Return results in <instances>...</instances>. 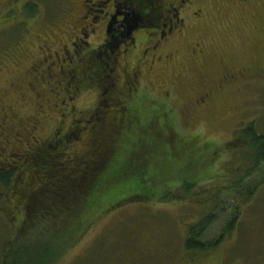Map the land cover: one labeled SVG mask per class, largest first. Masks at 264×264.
Wrapping results in <instances>:
<instances>
[{
    "label": "rangeland",
    "instance_id": "374dc122",
    "mask_svg": "<svg viewBox=\"0 0 264 264\" xmlns=\"http://www.w3.org/2000/svg\"><path fill=\"white\" fill-rule=\"evenodd\" d=\"M61 3L0 0V68L6 67L14 50L22 46L33 50L38 37L52 36L54 45L62 42ZM205 12L207 25L192 30L187 37L192 40L200 33L206 50L200 63L203 66L178 58L183 62L175 61L168 72H156L151 78L155 91L159 83H175L172 111L165 100L138 108L141 126L148 129L140 133L141 143L144 140V146L149 147L143 152L148 163L144 188L149 187L154 198L143 200L146 190L139 187L135 203L122 201L128 197L123 191L118 208L86 231L84 225L96 219L90 206H82L79 213L73 206L69 214L53 206L48 222L51 229H46L48 223L42 221L41 212L21 213V206L10 205L11 199L0 200V264L11 257L27 264H192V260L197 264H264V165L246 177L252 150L238 136L251 122L256 133L264 135V32L248 28V16L219 13L211 4ZM243 69L250 70L249 74L260 73L262 78H241L214 92L204 106L185 117L192 90L213 87L221 74ZM11 74V70L0 71V87ZM97 93L87 92L77 108H92ZM53 98H48V105ZM14 100L10 95L9 102ZM149 129L157 132L148 136ZM132 135L136 143V132ZM171 138H176L175 145ZM192 141L195 154H190L192 149L187 145ZM51 162L59 163L56 159ZM139 169L138 164L129 167L119 188L136 184ZM184 182L187 187H183ZM35 198L38 201L43 195ZM210 215L215 221L202 243L218 240L233 219H237L235 229L224 234L217 248L191 255L194 259L183 257L187 225Z\"/></svg>",
    "mask_w": 264,
    "mask_h": 264
},
{
    "label": "flooded vegetation",
    "instance_id": "af4514ba",
    "mask_svg": "<svg viewBox=\"0 0 264 264\" xmlns=\"http://www.w3.org/2000/svg\"><path fill=\"white\" fill-rule=\"evenodd\" d=\"M61 2L62 42L54 45L52 36L38 37L33 50H14L0 68L12 71L0 87V166L14 172L21 191L43 195L44 206H71L74 194H92L95 179L108 183L123 172L120 158L127 153L125 146L135 143L138 108L165 100L172 111L175 83H159L155 91L154 73L165 74L180 59L193 66L205 59L200 33L187 37L207 25L208 5L219 13L248 16V28L264 32V0ZM248 71H227L213 87L192 90L185 117L241 78H262ZM93 90L98 91L94 106L78 109L76 104ZM49 97H54L50 105ZM55 159L59 163L53 165ZM83 182L90 187L82 188ZM119 190L127 192L122 201L136 202V184ZM103 191L108 194L100 206L120 204L107 184Z\"/></svg>",
    "mask_w": 264,
    "mask_h": 264
},
{
    "label": "trees",
    "instance_id": "16d2710c",
    "mask_svg": "<svg viewBox=\"0 0 264 264\" xmlns=\"http://www.w3.org/2000/svg\"><path fill=\"white\" fill-rule=\"evenodd\" d=\"M30 6L32 9V5H30ZM142 130L145 132L148 129H146V127H144V126H141L140 116L138 114H136V144L125 146V149L127 147V153H125V151H124V153H123L124 157L120 158L121 163L124 164L123 165V167H124L123 172H122V170H121V172L118 171L119 174L117 176H112V178L109 179L108 183L103 182V184H101L100 178L95 179L94 183L91 186L92 188H94L92 191V194H91V192L89 194H86L85 190H84L81 193H77V194L73 195V199H72L73 203L71 206H59L60 209L62 211H64L66 214L73 212V206H76V212L77 213H79L80 208L82 206H90V210L93 212L96 219H92L91 221H88L87 225H84L85 231L87 229H89L96 222V220H98L101 217L106 216L108 213H110L111 210L118 208L116 206H100V201L104 200L108 194V193L107 194L104 193L103 188H104L105 184H107L110 191H111L110 196H111V194H112V196L120 195L122 192L119 190V186H122V184H121V182L123 181L122 178L128 176L126 171L129 169V167L134 166V168H136V164H138V169L140 168L139 170H141V173L139 175H136V191L139 187L140 188L142 187L143 189L146 190V192L143 193L144 196L142 199L143 200H150V199L154 198V196L149 194V192H150L149 187L144 188L145 184H148V181H145V175L148 172L145 165L148 167V163L145 162V160H143V159H145V154L143 155V152L146 148L148 149L149 147H148V145L144 146V143H145L144 140L141 143L140 133L142 132ZM149 131L151 133L148 134V136H151L157 132L156 130L153 131L151 129H149ZM238 136L242 137L245 140L248 147L252 150L250 152V155L252 156V159H251L252 165L249 166V168H247L248 170H246V177H249L252 175V173H254L256 171L257 168H259L260 165L261 166H262V164L264 165V135H258L254 129V122H251V123H249V125L245 129H243L240 132V134ZM133 137L134 136L132 135V140H133ZM171 140L175 145L176 138H174V139L171 138ZM193 144H194V141L187 143V145L190 149H192L191 146ZM205 147H207V146H205ZM141 148H142V152H141ZM197 149H199V148H197ZM195 153H196V149L193 148L191 150L190 154H195ZM150 154H151V150L149 149L148 156H150ZM121 155H122V153H121ZM131 160L133 161L132 163H131ZM151 161H153V160H151ZM95 171L99 172V169H96ZM95 176L96 175H94L93 178H96ZM13 179H14V172L10 171L8 168H0V190L3 191L4 193H6V195H7L5 197L2 195V192H1L0 193V200L3 201V200H5V198H7L9 200L11 199L10 205L14 206V207L21 206V213L22 212H31L30 215H32L33 212L39 213V214L41 212L42 221L43 222L47 221V223L51 222L50 221L51 220V212H52L51 210H52L53 206H48V208H50V209H48L47 206L43 205L44 200L42 198H41L42 200L37 201L36 200L37 198H35L31 194L21 191L19 184H15L16 181H14ZM131 185L132 184L127 183L125 186L131 187ZM238 185H240V181H238L236 183L237 189L239 187ZM187 186H188V183L184 182L183 187H187ZM81 187L87 188L90 186L88 183L83 182L81 184ZM126 191L131 192V190H126ZM247 197H249V195ZM34 201H36V203ZM26 204H29V205L26 206ZM42 206H44V208H45L44 210L41 208ZM54 208L55 207H53V209ZM81 215H84V214L81 213ZM37 216H40V215H37ZM213 221H215V220H214L213 216L210 215V216H207V217H204L203 219H201L197 224H192L191 226L187 225L188 229H187V232H185L186 235H185L184 242H183V247H184L183 257H185V256L191 257V255H194L196 253L206 252L210 249L217 248L221 244V242H223L224 234H231L233 232V230L235 229V226L237 224V219H233L228 224L225 233L223 235H221L218 240H216L215 242H213L211 244H204L201 242V239L204 236V234L208 231V229H209V227ZM38 224H40V222H38ZM79 227L82 228V225L78 224V228ZM46 229H51V225L49 223H48V226L46 227ZM17 262H18V264H20V263L21 264H27V263H24V261L19 263L18 259L16 261L13 257L5 259L3 264H17Z\"/></svg>",
    "mask_w": 264,
    "mask_h": 264
}]
</instances>
